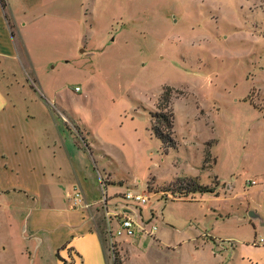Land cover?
Segmentation results:
<instances>
[{"label": "rangeland", "instance_id": "rangeland-1", "mask_svg": "<svg viewBox=\"0 0 264 264\" xmlns=\"http://www.w3.org/2000/svg\"><path fill=\"white\" fill-rule=\"evenodd\" d=\"M11 7L23 47L19 41V58L0 66V93L19 110L69 111L77 144L84 150V138L102 183L109 176L112 184L102 193L110 227L124 215L155 227L109 249L104 211L94 214L108 264H264V0H11ZM163 92L175 141L166 150L149 130ZM44 124L30 123L38 135ZM4 139L0 264H54L72 237L90 232L80 224L84 210L30 202L39 201L33 178L1 168ZM184 178L212 193L181 198L171 184L182 187ZM125 191L148 200L134 210L118 202Z\"/></svg>", "mask_w": 264, "mask_h": 264}, {"label": "crops", "instance_id": "crops-1", "mask_svg": "<svg viewBox=\"0 0 264 264\" xmlns=\"http://www.w3.org/2000/svg\"><path fill=\"white\" fill-rule=\"evenodd\" d=\"M1 3L4 4L3 7ZM13 24L15 23L11 0H0V66L7 60L19 58L17 49L19 41L23 47L19 32L14 36ZM38 95L42 96V93ZM18 108L12 105L5 93H0V134L5 137L4 151L8 155L2 158L3 171L10 173L23 171L33 178L30 191L38 194L39 201L31 197L30 202L40 203L44 207L68 209L70 205L72 206L70 198L76 190L82 202L89 205L88 208L78 207L84 210L86 218L85 220L81 218L80 224L88 223L90 232L72 237L67 257L58 251V258L54 264H108L99 232L95 228L94 214L103 211L110 202L104 195L105 205H102V197L98 196L99 192L102 196L99 180L103 177L96 167L88 144L82 138L83 143L80 140L84 146L82 150L72 134H77V126L75 128L72 125L74 119H77L71 118L69 111L56 105L31 111L28 108L25 111ZM35 117L45 123L43 126L45 128L39 131V135L30 125ZM78 124L83 126L79 121ZM46 128L48 133L45 132ZM89 136L92 135L89 133ZM37 176L39 182L34 179ZM108 178L109 176L104 178L103 186L112 185ZM1 194L3 192H0ZM80 224L74 225L72 229Z\"/></svg>", "mask_w": 264, "mask_h": 264}, {"label": "built area", "instance_id": "built-area-1", "mask_svg": "<svg viewBox=\"0 0 264 264\" xmlns=\"http://www.w3.org/2000/svg\"><path fill=\"white\" fill-rule=\"evenodd\" d=\"M253 183L254 182H251L250 184H253ZM99 185L103 193V183L101 179L99 180ZM117 199H118V202L131 205L134 208V210H136L137 209L136 207L145 205V203L148 200V197L146 194H137V193H131L130 191H125ZM70 202L72 203L73 207H76V206H82L83 208L89 207L87 203L82 202V198L76 190L72 193ZM101 203L102 205H105V196L103 194H102ZM103 211H104L105 218H106L104 220L106 221V224H107L106 233H107V239L110 244L109 249L113 248V244H114L113 241L115 239L130 238L135 233H143V234L149 235L155 231V227L149 226V223L148 224L143 223L139 215L137 217L138 220L132 219L124 215L121 218L116 219L113 224V227H110V222H109L110 215L107 212V207H104ZM122 211H124L125 213H129L128 211L123 210V209Z\"/></svg>", "mask_w": 264, "mask_h": 264}, {"label": "trees", "instance_id": "trees-1", "mask_svg": "<svg viewBox=\"0 0 264 264\" xmlns=\"http://www.w3.org/2000/svg\"><path fill=\"white\" fill-rule=\"evenodd\" d=\"M2 7L4 6L1 3ZM161 102V103H160ZM159 103L157 106L158 111L150 115V133L156 138L162 149L166 150L168 148H173L175 146V141L173 139V113L171 108L167 106L169 103V93L163 92L160 96ZM185 185H181L176 181L171 184V191L174 193H179L181 198H185L189 194H209L212 190L204 186L198 185L192 178H184ZM183 181V182H184ZM177 183V184H175ZM58 258L57 253L55 254Z\"/></svg>", "mask_w": 264, "mask_h": 264}, {"label": "water", "instance_id": "water-1", "mask_svg": "<svg viewBox=\"0 0 264 264\" xmlns=\"http://www.w3.org/2000/svg\"><path fill=\"white\" fill-rule=\"evenodd\" d=\"M248 217L253 218V217H255V215L253 213L249 212Z\"/></svg>", "mask_w": 264, "mask_h": 264}]
</instances>
